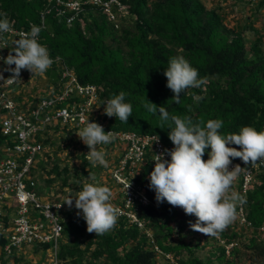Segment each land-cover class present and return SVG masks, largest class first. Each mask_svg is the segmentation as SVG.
Wrapping results in <instances>:
<instances>
[{
  "label": "trees",
  "instance_id": "obj_1",
  "mask_svg": "<svg viewBox=\"0 0 264 264\" xmlns=\"http://www.w3.org/2000/svg\"><path fill=\"white\" fill-rule=\"evenodd\" d=\"M124 4L128 22L118 16V22L112 23L104 12L86 4L68 26L65 18L55 13L54 1L0 0V19L6 16L14 28L28 31L30 25H40L41 13L49 9L44 14V28L39 37L50 57H59L81 85L96 86L99 104L103 105L104 100L108 101L121 91L126 93L125 102L132 104L128 122L109 117L106 123L109 129L154 135L166 146L174 147L168 137V124L164 123L161 129L159 113L152 114L144 108L147 99L158 107L164 106L170 116H189L194 122L205 123L212 119L222 120L219 131L223 135L238 134L244 126L264 131V52L257 33L249 46L243 38L244 31L252 27H229L219 8H206L201 0H126ZM261 7L263 1L256 4L254 10ZM177 56H183L197 69L198 79H205L200 88H189L182 93L179 104L172 101L174 93L167 87L164 75L169 60ZM54 69L46 71L54 74ZM54 79L58 81L57 74ZM57 90L58 85L54 92ZM191 94L201 95L204 99L194 102ZM58 128L54 126L44 133V145L52 144L48 134L57 132ZM7 142L0 133V146ZM229 146L240 150L239 146ZM210 151V147L205 150L204 160L208 159ZM150 158L144 157L143 165L134 177L150 201L147 206L134 205L131 209L142 226L119 217L112 230L96 236L87 231L83 214L66 211L61 225L63 238L68 242L61 241L59 258L62 264L65 257L71 258V264H157L167 254H172L175 264H219L221 261L237 264L242 256L240 246L249 261L247 264H264V238L256 230L264 225V169L257 171L253 185L242 196L246 200L242 204L244 214L255 235L242 241L241 233L229 225V231L218 234L212 257L202 260L179 236L190 227V222L195 223L196 217L186 215L182 208L166 201L156 202L155 192L149 188L153 170ZM79 159L81 166L74 167L71 174L66 166L42 164L41 170L49 169L46 175L53 176L46 183L59 181L61 187H67L71 181L77 191L83 190L82 179L91 173V168L85 154H80ZM241 165L251 166H246L243 161ZM148 231L151 237L147 235ZM174 234L179 236L178 241L171 243L169 240ZM4 243L5 239H0V244ZM230 244L232 246L226 250L225 246ZM182 250L187 251L188 257L180 255ZM2 262L43 264L42 258L36 263H23L22 257L16 254Z\"/></svg>",
  "mask_w": 264,
  "mask_h": 264
},
{
  "label": "built area",
  "instance_id": "obj_2",
  "mask_svg": "<svg viewBox=\"0 0 264 264\" xmlns=\"http://www.w3.org/2000/svg\"><path fill=\"white\" fill-rule=\"evenodd\" d=\"M55 2L54 11L57 16L64 17L67 25L79 16L84 5H90L104 12L108 20L117 22V17H126V0H50ZM250 5L256 1L250 0ZM257 3V4H258ZM49 9L45 11L48 13ZM40 15L41 29L44 28V14ZM13 27V26H12ZM30 32L13 27V31L4 33L0 38V57H7L15 40L21 33ZM38 42H41L38 36ZM50 56V55H49ZM53 60L48 68H55L58 76L57 92H50L51 97H40L36 102L23 100L16 96V89L22 80L11 82L8 78L11 72L5 71L9 66L0 59V133L8 140V144L0 146V264L13 254L21 256L22 251L31 250L43 264H62L59 258L61 241L63 240L61 221L64 219V205L59 200L47 199L36 182L34 170L36 163L42 159L44 133L54 126L69 127L79 132L87 122H96L107 133V122L97 120L92 115L94 105L98 103L97 88L94 85H81L73 72L61 62L59 57H50ZM78 99V101H77ZM107 100L103 101L105 109ZM117 138L111 142L114 147L122 146L121 155L114 166L110 176L119 187L120 200L112 202L118 211L119 217H126L129 223L141 227L135 214L131 211L134 205L147 206L150 201L145 189L134 181L135 174L143 165L144 157L150 156V166L153 169L154 154L164 153V158L170 160L165 149L166 146L154 135H140L133 131H114ZM110 144V143H109ZM103 144L98 145L100 148ZM89 148L85 151V158ZM209 159V157H208ZM206 159L205 161H207ZM241 160H233L229 166L231 170L235 165H241ZM234 182L236 191L245 196L248 188L253 185L254 178L259 169H264V163L247 167ZM130 184V186H129ZM129 186V187H128ZM197 219V218H196ZM195 219V221H196ZM238 227L252 232V224L246 219L243 205L237 203ZM264 234V225L256 229ZM147 235L151 237L148 232ZM232 244L225 246L228 250ZM160 253L156 246H153ZM37 249V251H35ZM7 264V263H6Z\"/></svg>",
  "mask_w": 264,
  "mask_h": 264
},
{
  "label": "clouds",
  "instance_id": "obj_3",
  "mask_svg": "<svg viewBox=\"0 0 264 264\" xmlns=\"http://www.w3.org/2000/svg\"><path fill=\"white\" fill-rule=\"evenodd\" d=\"M12 31L13 27L6 16L0 19V38ZM41 31V27L30 25V32L21 33L20 38L15 40L14 50L6 58L0 57L5 65H15L5 69L12 73L8 78L11 82L20 81L22 69L33 75L37 72L43 74L52 65L48 49L38 42ZM164 75L167 87L174 93L172 101L176 104L180 103L181 94L187 89L200 88L205 83L204 78L198 79L197 69L183 56L172 57ZM0 79H3L2 75ZM191 95L194 102L204 99L201 95ZM125 96L126 93L121 91L104 103V114L127 123L132 116L133 106L125 102ZM146 101L143 106L147 111L159 113L160 128H164V123L168 124V137L174 145L171 150L165 149L170 160L164 158V153L154 154L155 166L150 173L149 188L154 190L156 202L160 204L166 201L169 205L182 208L186 215L197 218L195 223L190 222L192 230L208 237L217 236L237 218V203H246L245 198L232 191L231 187L239 175L248 169L235 165L229 170L232 164L230 158H240L246 166L264 163V131L244 126L238 134L223 135L219 131L223 126L222 120L194 122L189 116H170L164 106L158 107ZM77 135L89 148L87 161L93 166L108 167L106 153L97 146L113 142L117 134L112 130L106 133L96 122H87ZM229 145L239 146L240 150ZM209 147V159L205 161L202 157ZM111 197V190L107 186L86 184L75 198L66 199L64 204L71 209L74 201L75 209L82 210L87 231L98 236L116 226L118 211L110 202ZM77 215H80L79 211Z\"/></svg>",
  "mask_w": 264,
  "mask_h": 264
},
{
  "label": "rangeland",
  "instance_id": "obj_4",
  "mask_svg": "<svg viewBox=\"0 0 264 264\" xmlns=\"http://www.w3.org/2000/svg\"><path fill=\"white\" fill-rule=\"evenodd\" d=\"M206 8H219L220 13L224 18V22L229 27H235L236 29H241L244 26H250L252 28L246 29L243 33V38L246 43V46H249L254 34L257 33L261 41V49L264 52V7L256 9V3L250 5L246 0H201ZM247 18L248 21H247ZM128 22V17L124 18ZM118 22V19H117ZM15 67V65L9 66ZM53 72L45 71L43 74L29 72L26 69L21 70L20 80L22 84L17 87L16 96L18 100L23 102V100H30L33 103L37 101V98L44 95H48L54 90L58 85V81L54 79ZM93 116L97 120H103V122H108V116L104 114V109L102 105L96 103L94 105V111L92 112ZM59 127L57 132L51 131L48 134L52 144H45L44 147V158L39 160L36 163V169L34 170L35 179L38 178L40 181L37 182L39 189L42 191V196L47 199L59 200L64 205V213L66 211H73L75 214L80 212L82 215V210H77L74 207L70 209L64 202L68 198H75L77 193L82 191H77L75 188V183L69 181L67 187H61L59 181H54L51 184H47L46 181L53 176H47L46 171L41 170V165L48 162L49 166L52 164H58L61 168L66 166L69 169V173L73 172V168H79L81 166V161L79 159L80 154H85L87 146L77 135L78 132L70 129L69 127L62 129ZM135 130H138L135 128ZM101 151L106 153V160L108 161V167H102L100 165L93 166L90 163L91 173L82 179V185L94 184L98 186H107L112 193L110 202H118L120 200L119 187L112 181L110 176L114 166L116 165L119 157L121 155L122 146L114 147L111 143L107 145H102L98 148ZM87 159V158H86ZM232 159V158H230ZM233 183L231 190L236 191V185ZM235 228V231L241 233V240L246 241L255 233L248 232L247 230L238 227L236 219L233 223L230 224ZM225 231H229L228 227ZM182 241L185 244L190 246L192 253L197 256L199 259L205 260L208 257H212V251L216 247L217 236H207L203 233L192 230L190 227H186L183 232L179 235ZM178 235L174 234L169 242L176 243L178 241ZM264 238V234L260 235ZM68 240L63 238V243H67ZM218 244V243H217ZM221 244V243H220ZM198 245L199 247H195ZM72 246V244H70ZM240 246V245H239ZM24 252V253H23ZM22 260L23 263H32L35 262L37 256L31 250L22 251ZM240 253L242 256L239 257L237 264H247L249 261L244 256V250L240 246ZM160 254V253H158ZM227 254V252H226ZM182 257H188V253L185 250L180 252ZM71 258L65 257L64 264H71ZM166 260H169L168 263ZM12 264V263H10ZM157 264H175L173 262L172 254H167L166 257L160 258ZM219 264H224L222 261Z\"/></svg>",
  "mask_w": 264,
  "mask_h": 264
},
{
  "label": "crops",
  "instance_id": "obj_5",
  "mask_svg": "<svg viewBox=\"0 0 264 264\" xmlns=\"http://www.w3.org/2000/svg\"><path fill=\"white\" fill-rule=\"evenodd\" d=\"M44 97V96H43ZM18 99V98H17Z\"/></svg>",
  "mask_w": 264,
  "mask_h": 264
}]
</instances>
